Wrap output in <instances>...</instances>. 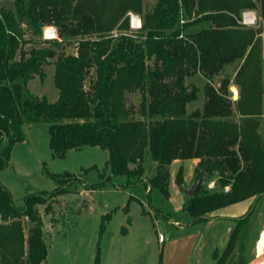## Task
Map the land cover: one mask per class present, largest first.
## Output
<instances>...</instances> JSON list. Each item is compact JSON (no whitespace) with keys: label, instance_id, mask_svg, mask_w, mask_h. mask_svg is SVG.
Returning a JSON list of instances; mask_svg holds the SVG:
<instances>
[{"label":"trees","instance_id":"trees-1","mask_svg":"<svg viewBox=\"0 0 264 264\" xmlns=\"http://www.w3.org/2000/svg\"><path fill=\"white\" fill-rule=\"evenodd\" d=\"M15 8L0 7V174L13 146L24 140L23 124L40 121L50 124L56 156L100 146L108 150L113 174L126 175L128 186L145 179L165 197L167 163L198 157L195 181L201 183L184 201V211L196 222L205 221L209 211L254 198L245 213L233 218L226 246L220 255L215 253L213 263L236 259L243 264L264 196V131L258 118L264 112V0H157L143 15V40L106 36L116 27L128 28L127 12H142V0H15ZM253 9L259 10L261 22L242 23V12ZM193 14L198 16L195 22L207 24L184 34L182 29L192 22L182 24L180 19ZM54 25L64 41L79 37L75 52L67 53L57 39L46 38L42 41L50 45L25 48L27 31L42 34ZM238 59L239 97L234 101L227 80L217 87L211 79ZM52 60L59 91L55 101L28 88L30 80L45 75ZM196 73L208 79L205 104L188 114L187 105L198 98L200 88L185 78ZM137 90L144 92L138 108L127 102V93ZM146 149L156 164L155 174L147 178ZM47 172L57 186L28 192L22 205L15 203L0 175V264H41L46 258L37 205L52 212L58 196L72 191L64 176L70 173ZM214 173L219 187L209 188L207 179ZM177 182L181 184L182 172ZM163 252L164 245L159 264ZM99 262L98 250L95 264Z\"/></svg>","mask_w":264,"mask_h":264},{"label":"rangeland","instance_id":"rangeland-1","mask_svg":"<svg viewBox=\"0 0 264 264\" xmlns=\"http://www.w3.org/2000/svg\"><path fill=\"white\" fill-rule=\"evenodd\" d=\"M156 2L157 0H142V12L134 10L127 12L129 27H116L106 36L115 39L126 35L143 40L145 36L141 34L144 24L143 15L152 11ZM3 6L15 10V0H0V7ZM132 16L139 17L140 26H132ZM197 17L194 14L189 19L184 15L181 17L182 24L187 21L192 22L187 28L182 29L184 34L197 31L207 24L204 21L195 22ZM260 21L261 19L258 24ZM47 27L49 26L44 28L42 34L34 35L27 31L24 36L28 41L25 43V48L50 45L42 41L46 38L44 35ZM78 38L71 37L64 41L58 35L46 39H57L61 43L60 47L71 53L76 51ZM241 63L242 61L240 63L234 61L227 64L220 74L211 79V82L219 87L227 80L229 96L232 97V93L239 90L236 75ZM44 70L45 75H37L30 80L28 88L36 94L46 95L50 101H55L59 91L54 85V60L46 64ZM206 82L208 79L201 73L185 78V83H194L200 88L198 98L189 101L187 105L188 114L195 109L203 110ZM143 93L141 90L128 92V104L138 108ZM240 118V114L234 115L237 121ZM258 118L262 132L264 112ZM23 125L26 132L24 140L13 146L9 164L0 174L2 182L12 192L15 203L22 205L28 192L53 190L57 184L47 171L55 174L70 173L64 176L70 181L68 183L72 191L58 196L53 202L52 212H47L44 204L37 205L44 224L43 238L48 247L47 256L41 264H95L98 250L100 256L98 264H159L162 245L158 238L159 234L168 237L171 230L178 228L159 210L166 206L164 204L166 197L161 190L159 188L147 190L145 179L128 186L126 175L113 174L108 164V150L100 146L86 145L70 149L63 156H56L50 147L49 123L40 121ZM144 155L145 176L152 177L156 172L155 161L149 149H146ZM217 178L215 173L211 175L207 179V186L218 188ZM253 199H248L249 204L244 203V207L248 204L245 212L253 203ZM225 209L227 210L222 211V218L219 219L222 221L221 224L197 222L194 229L200 232L201 240L193 251L191 264H213L214 252L221 254L224 250L232 230L230 227L234 225L233 218L238 217L229 215L234 208ZM109 212L111 216L103 220V216ZM233 213L237 214L235 211ZM177 217L173 216L174 219ZM254 218L243 264L250 258L252 260L249 264H260L264 260L258 258L257 248L264 229V196ZM103 223L105 227L102 230ZM236 262L234 259L232 264H237Z\"/></svg>","mask_w":264,"mask_h":264},{"label":"crops","instance_id":"crops-1","mask_svg":"<svg viewBox=\"0 0 264 264\" xmlns=\"http://www.w3.org/2000/svg\"><path fill=\"white\" fill-rule=\"evenodd\" d=\"M253 10L259 19V10ZM262 35L264 39V33H262ZM239 60L242 61V59H238L235 62L240 63ZM200 160L201 159L198 157H190L188 159L174 158V160H171L166 165V171L168 172L169 196L166 197V202H164V204H166V209L161 208L159 210L178 228H176V230H171L169 236H164L163 240L159 239L160 242H162V245H164L163 264H191L194 254L193 251L201 240L200 232L194 229L197 222L186 211H184L185 191L190 189L195 182L196 168L198 167ZM181 172L182 182L179 184L177 182V177ZM145 187L147 190L152 191V188L147 186V184ZM247 201L248 199L241 200V202L209 211L205 221L221 224L222 221L219 219L222 218V211L227 210L225 208H234L233 211L237 212V214H234L232 211L229 215H236L239 217L248 208L249 203ZM244 203L248 204L244 207ZM226 214H228V212H226ZM175 215L178 217L174 219L173 216ZM219 221L221 222L219 223ZM232 227L233 226L230 227V230Z\"/></svg>","mask_w":264,"mask_h":264},{"label":"built area","instance_id":"built-area-1","mask_svg":"<svg viewBox=\"0 0 264 264\" xmlns=\"http://www.w3.org/2000/svg\"><path fill=\"white\" fill-rule=\"evenodd\" d=\"M241 21L242 23L246 24V25H249V26H253V25H257L258 22H259V19L255 13V11L253 10H244L242 12V15H241ZM131 22H132V26L133 27H137V26H140L141 25V22H140V19L139 17H134L132 16L131 17ZM46 38H54V37H57V28L56 27H53V26H49L45 29V35H44ZM158 238H160L161 240L164 239V236L163 234H159Z\"/></svg>","mask_w":264,"mask_h":264},{"label":"water","instance_id":"water-1","mask_svg":"<svg viewBox=\"0 0 264 264\" xmlns=\"http://www.w3.org/2000/svg\"><path fill=\"white\" fill-rule=\"evenodd\" d=\"M238 97H239V90H235L234 92H233V96H232V99L235 101V100H237L238 99ZM200 183H201V180L200 179H198L197 181H195L194 182V184L191 186V188L190 189H187L186 191H185V193L187 194V195H193L197 190H198V186L200 185ZM252 260V258H250L245 264H249V262ZM260 264H264V260H262V262L260 263Z\"/></svg>","mask_w":264,"mask_h":264},{"label":"bare ground","instance_id":"bare-ground-1","mask_svg":"<svg viewBox=\"0 0 264 264\" xmlns=\"http://www.w3.org/2000/svg\"><path fill=\"white\" fill-rule=\"evenodd\" d=\"M257 245V244H256ZM257 248H258V258H264V229L263 231L261 232V237L258 241V245H257Z\"/></svg>","mask_w":264,"mask_h":264}]
</instances>
